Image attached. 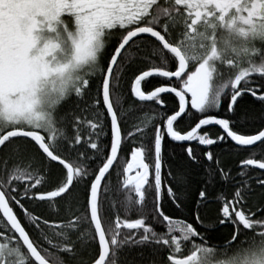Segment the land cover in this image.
<instances>
[{"label": "snow or ice", "instance_id": "snow-or-ice-1", "mask_svg": "<svg viewBox=\"0 0 264 264\" xmlns=\"http://www.w3.org/2000/svg\"><path fill=\"white\" fill-rule=\"evenodd\" d=\"M0 264H264V0H0Z\"/></svg>", "mask_w": 264, "mask_h": 264}, {"label": "trees", "instance_id": "trees-1", "mask_svg": "<svg viewBox=\"0 0 264 264\" xmlns=\"http://www.w3.org/2000/svg\"><path fill=\"white\" fill-rule=\"evenodd\" d=\"M225 159H228L230 162L232 161V157H225Z\"/></svg>", "mask_w": 264, "mask_h": 264}]
</instances>
